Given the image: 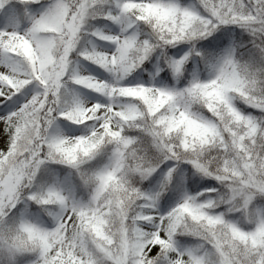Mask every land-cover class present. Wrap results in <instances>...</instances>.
<instances>
[{
  "label": "snow or ice",
  "instance_id": "obj_1",
  "mask_svg": "<svg viewBox=\"0 0 264 264\" xmlns=\"http://www.w3.org/2000/svg\"><path fill=\"white\" fill-rule=\"evenodd\" d=\"M0 264H264V0H0Z\"/></svg>",
  "mask_w": 264,
  "mask_h": 264
},
{
  "label": "rangeland",
  "instance_id": "obj_2",
  "mask_svg": "<svg viewBox=\"0 0 264 264\" xmlns=\"http://www.w3.org/2000/svg\"><path fill=\"white\" fill-rule=\"evenodd\" d=\"M41 3H46V0H40ZM93 24L96 25V27L101 28L104 31H115L118 30V26L112 24L110 21H103V22H98V21H93ZM94 40V43L99 46V47H106L107 46V42L105 41H100V40ZM83 43L87 44V38H83L82 40ZM74 66L77 68V70L83 74H91L94 76H97L101 79L106 78L107 77V73L100 68L99 66L92 64L88 61H84L82 59L76 58L74 57ZM155 69H153L151 72H154ZM143 71L139 70L135 75H133V77H136L138 80H145L143 78ZM170 81L172 82V77L170 78ZM166 83H170V82H166ZM72 87L76 88V90L78 91L81 99H88L91 96H94V93H91L89 90L87 89H83L80 88L79 86H75L72 85ZM251 111V110H249ZM59 123V128L60 130L66 134V135H78L80 134L79 131V126L73 125L68 121H64L62 123ZM48 172L50 175V183L52 184L53 182H61L63 184V186L65 188L71 187L74 189V191H76V193L78 195H83L82 189L76 187L77 185V181L78 178L74 177L71 174V170L68 169L67 167H61L58 164H50L49 168H48ZM46 185V184H45ZM48 185V184H47ZM22 207V203L20 204L19 208ZM37 206L30 203L28 205V211L32 212ZM20 213L18 212V217H19ZM46 216V214H45ZM48 219L50 220L51 218L48 217Z\"/></svg>",
  "mask_w": 264,
  "mask_h": 264
},
{
  "label": "trees",
  "instance_id": "obj_3",
  "mask_svg": "<svg viewBox=\"0 0 264 264\" xmlns=\"http://www.w3.org/2000/svg\"><path fill=\"white\" fill-rule=\"evenodd\" d=\"M101 19L102 18H98L97 21H99ZM169 54L171 55L172 53H169ZM145 64L147 65L146 68L142 65L141 68L137 69L134 73H132V76L135 75L137 71L142 70L143 75H144V79H147L149 76V73L154 69V67H153V63L151 61H145ZM169 78H170V74H169ZM166 82H170V79H168V81H166ZM248 110H251V109H248ZM98 158L99 157H97V159ZM90 163H95V160L90 162ZM58 165L61 167H67L65 165H60V164H58ZM37 177H38L37 182L40 184H44V185L49 184V182L51 180L48 170H45L43 168L37 173ZM142 183H143V185H146V186L148 185V181H143ZM19 206H20V204L17 205V208H19ZM13 211H16V210L14 209ZM9 216H11V213H9ZM17 218H18V212H17Z\"/></svg>",
  "mask_w": 264,
  "mask_h": 264
}]
</instances>
